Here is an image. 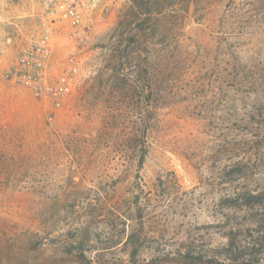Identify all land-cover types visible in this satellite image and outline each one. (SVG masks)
<instances>
[{
	"label": "rangeland",
	"instance_id": "1",
	"mask_svg": "<svg viewBox=\"0 0 264 264\" xmlns=\"http://www.w3.org/2000/svg\"><path fill=\"white\" fill-rule=\"evenodd\" d=\"M90 1L54 107L6 77L44 0H0V264H264V0Z\"/></svg>",
	"mask_w": 264,
	"mask_h": 264
},
{
	"label": "built area",
	"instance_id": "2",
	"mask_svg": "<svg viewBox=\"0 0 264 264\" xmlns=\"http://www.w3.org/2000/svg\"><path fill=\"white\" fill-rule=\"evenodd\" d=\"M42 21L45 22L41 34L31 35L28 44L20 50L18 56L7 71L13 83L29 89L34 98L54 107L60 106L73 92L79 76L80 62L73 48L64 62L62 71L55 75L51 71L54 55L53 30H59L68 36L75 47L86 45L91 39L101 14L108 11L90 0H44ZM54 25V27H53Z\"/></svg>",
	"mask_w": 264,
	"mask_h": 264
},
{
	"label": "trees",
	"instance_id": "3",
	"mask_svg": "<svg viewBox=\"0 0 264 264\" xmlns=\"http://www.w3.org/2000/svg\"><path fill=\"white\" fill-rule=\"evenodd\" d=\"M134 9H135L136 16H138V14L148 16V15H152L156 13V10L153 9V6L151 4V0H140V2H138V4L134 7ZM123 25L124 24L122 20L119 22L118 28L123 27ZM137 29L140 32L144 30L141 25H138ZM225 252L228 255L227 257L229 258L235 257L232 249H226Z\"/></svg>",
	"mask_w": 264,
	"mask_h": 264
}]
</instances>
